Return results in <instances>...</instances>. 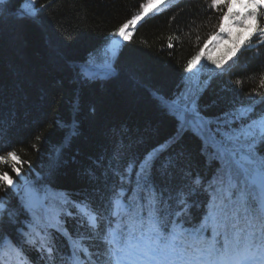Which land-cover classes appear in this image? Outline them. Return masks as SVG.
I'll use <instances>...</instances> for the list:
<instances>
[{
	"label": "trees",
	"instance_id": "obj_1",
	"mask_svg": "<svg viewBox=\"0 0 264 264\" xmlns=\"http://www.w3.org/2000/svg\"><path fill=\"white\" fill-rule=\"evenodd\" d=\"M25 1L0 5V156L6 160L0 163V172L19 179L7 157L15 151L24 162L22 175L30 172L33 179L46 182L50 195L87 199L106 214L108 190L118 183L109 170L110 163L116 166L111 159L116 143L122 140L143 156L175 133L176 122L161 98H173L188 86L185 64L217 31L220 13L209 7V0H176L147 13L126 29L130 38L122 42L113 75H96L85 82L81 66L101 54L98 49L114 39L109 33L136 15L147 0H36L40 11L36 20L21 18ZM258 41L254 36L240 49L229 72L215 75L220 70L214 66L206 78H199L204 89L199 105L207 116L262 99L255 94L264 93L259 86L264 43ZM237 79L241 84L235 83ZM202 149V142L188 134L159 154L154 170L165 196H170L171 207L166 202L164 210L190 224L200 222L206 213L207 182L219 166ZM57 156L60 165L50 174L49 164ZM196 176L205 183H195ZM0 197L10 201V212L21 221L25 218L11 189L0 191ZM79 219L65 217V226L72 233L79 229L89 252L103 251L92 230L80 228ZM19 226L5 224L0 264H103V258L90 259L83 247L73 248L77 237L69 240L55 230H49L55 242L49 240L46 246L53 248L51 255L46 247L36 250L41 248L39 238L35 245H24L22 252L16 246L23 239ZM106 226L107 220L102 221L101 228Z\"/></svg>",
	"mask_w": 264,
	"mask_h": 264
},
{
	"label": "snow or ice",
	"instance_id": "obj_2",
	"mask_svg": "<svg viewBox=\"0 0 264 264\" xmlns=\"http://www.w3.org/2000/svg\"><path fill=\"white\" fill-rule=\"evenodd\" d=\"M6 2L0 0V5ZM29 2L31 8L23 10L21 18L36 20L40 15L35 8L36 0ZM157 2L162 5L165 0ZM44 7L41 5V9ZM209 7L220 13L218 31L209 39L218 41L222 34L233 39L234 30H240L224 55L218 59L208 57L215 69L220 70L215 75L222 76L231 70L234 58L252 37L258 36V43H264V0H209ZM144 15L143 11L133 15L109 33L114 39L104 50V77L113 75V64L119 57L122 42L129 41L126 29ZM200 60L199 52L187 60L185 72L189 74L186 78L189 84L182 92L173 98H161L176 122L175 133L163 145L139 156L122 140L116 143L111 157L116 166L110 163L109 170L118 177V183L108 190L106 214L87 199L50 195L49 188L44 186L46 182L33 179L30 172L22 175L24 162L15 151H9L7 157L12 158L11 168L19 179L0 172V191L11 189L19 197L26 215L21 221L16 212L9 211L10 201L0 197V234L7 235L6 223L19 224L17 231L23 239L16 246L23 252L24 245H35L39 238L41 248L36 250L41 251L49 240L55 242V234L49 231L55 230L69 240L77 237L73 248L83 247L90 259L103 258V264H264V93H255L262 96L259 101L241 102L219 116H207L199 105L204 89L193 71ZM81 75L85 82L97 78L87 64L81 66ZM235 83L239 85L241 80ZM259 86L264 88V71ZM188 134L202 142L206 155L219 161L216 173L207 182V211L200 222L191 224L164 210L166 202L171 207L170 196H165L162 182L154 174L159 154L180 143ZM5 162V157L0 156V163ZM59 165L57 156L49 164L50 174ZM194 182L205 183L199 176L194 177ZM69 205L75 213L69 210ZM177 211L182 212L183 208ZM77 216L80 228L92 230L103 251L89 252L79 229L75 233L67 229L65 217ZM104 220L107 226L102 229ZM46 250L50 255L53 253L50 246Z\"/></svg>",
	"mask_w": 264,
	"mask_h": 264
},
{
	"label": "rangeland",
	"instance_id": "obj_3",
	"mask_svg": "<svg viewBox=\"0 0 264 264\" xmlns=\"http://www.w3.org/2000/svg\"><path fill=\"white\" fill-rule=\"evenodd\" d=\"M176 0H165V3L160 5L158 4L157 0H152V3H149L148 0L144 5V8L141 9L140 11L137 13L139 14L141 11H143L145 13V15L147 13H155L157 11H159L160 9H162L163 7L169 5L171 2H174ZM31 8V3L29 2V0H26L22 5H21V9L19 10L20 13L23 10H28ZM136 14V15H137ZM240 32L239 29H235L234 30V36L233 39H235V33ZM245 35H247V33H245ZM233 39H229V37L226 34H222L219 37V40L217 41L216 39H207L204 41L202 48L199 50V53L201 55V60L199 62V64L197 65L196 69H194L193 71L196 73V76H198L199 78H206L208 76V74L210 73L211 69L214 67V65H212L211 61L208 59V57H211L213 59H218L220 58L222 55H224V53L233 46ZM205 42L207 43V46L205 47ZM108 44H110V42L105 43V45L101 48L98 49L99 52H101V54H96V58L94 60H90L88 62V65H90V69L93 73H95L97 76H104V72H102L101 70H105L104 68V50L107 48ZM248 45V43L244 44L242 47ZM198 70V71H197ZM189 76V74L187 73V77ZM196 76H193V80L196 79ZM187 82H189L187 80Z\"/></svg>",
	"mask_w": 264,
	"mask_h": 264
}]
</instances>
